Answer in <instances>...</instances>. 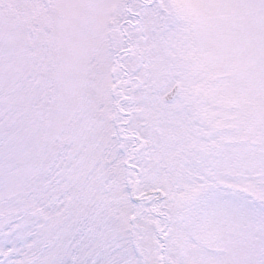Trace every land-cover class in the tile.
I'll return each instance as SVG.
<instances>
[{
    "label": "snow or ice",
    "instance_id": "6c2138e0",
    "mask_svg": "<svg viewBox=\"0 0 264 264\" xmlns=\"http://www.w3.org/2000/svg\"><path fill=\"white\" fill-rule=\"evenodd\" d=\"M0 264H264V0H0Z\"/></svg>",
    "mask_w": 264,
    "mask_h": 264
}]
</instances>
